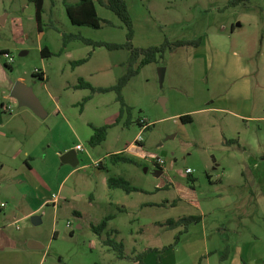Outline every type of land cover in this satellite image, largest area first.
Here are the masks:
<instances>
[{"label":"rangeland","instance_id":"1","mask_svg":"<svg viewBox=\"0 0 264 264\" xmlns=\"http://www.w3.org/2000/svg\"><path fill=\"white\" fill-rule=\"evenodd\" d=\"M125 1L135 47L207 34L229 36L235 27L240 42L256 41L257 50L263 49L264 0ZM96 7L109 21L100 29L73 24L64 0H45L40 27L33 0H0V61L11 79L24 77L34 88L47 115L39 118L43 123L35 136L19 135L25 147L16 158L17 166L0 178V201L9 202L4 222L16 231L40 236L44 258L35 264L41 259L42 264H137L134 258L139 253H145V264H264V122L238 120L230 125L228 115L195 111L187 113L192 122L182 123L178 113L204 104L200 92L206 69L200 51H190L187 63L179 56L172 59L169 51L158 65L143 66L122 91L124 112L115 91L80 88L82 80L94 87L117 84L131 57L127 48L110 50L81 39L65 46L67 34L95 43L128 42L123 21L97 1ZM44 48L51 52L47 58ZM5 52L13 56L12 63ZM90 54L89 61L75 64ZM162 67L168 68L163 84ZM36 69L44 70L46 77ZM171 75L194 79L197 99L190 102L187 95L174 94ZM161 98L167 100L165 105ZM142 121L147 128L144 141L137 143ZM105 125H111L107 139L92 146L93 126ZM78 143L84 146L79 165L63 163L56 152ZM115 154L136 162H115ZM159 158L165 163L159 164ZM26 159L47 191L61 197L57 207L39 208L15 186L28 170ZM188 168L194 172L188 174ZM111 177L124 178L140 190L113 188ZM109 215L114 218L100 236L93 227ZM190 215L202 220L191 223L177 241L184 226L171 228L166 223ZM34 216L40 223H33ZM108 239L123 242L129 258H121L105 243ZM151 248L155 250L149 252Z\"/></svg>","mask_w":264,"mask_h":264},{"label":"crops","instance_id":"2","mask_svg":"<svg viewBox=\"0 0 264 264\" xmlns=\"http://www.w3.org/2000/svg\"><path fill=\"white\" fill-rule=\"evenodd\" d=\"M237 27H242V24L239 23ZM223 30H226V27ZM236 34L237 28L235 27L229 36L207 34L198 46H183L172 51V59L179 56V61L184 63L191 60V57L187 58V55H191L190 51L193 50L194 53L200 51V63L203 64V69L204 67L206 69V82H203L202 85L204 86L202 92H200V95L204 98L203 106L191 111L180 112L176 116L181 118L182 115H188L189 112L201 111L206 113L207 116L214 113L228 115L230 116L227 117L230 125L238 123V120H243L246 123L250 121L264 122V41L263 49L258 51L256 41L240 42ZM236 47L242 48V50ZM46 55H51L48 48ZM48 56L43 55V58ZM89 57L87 61L91 59V54ZM257 57V64H255L254 59ZM151 65H158V63L154 62L145 66ZM162 68L164 69L163 72L161 71ZM162 68L159 72L161 84L164 83L165 75L168 73L167 67ZM42 71L44 73L43 78H45V71ZM17 81L22 82L34 91V88L26 82L24 77L11 79L8 70L0 61V178L4 175L6 169L9 171L12 169L11 167L15 168L17 166L16 158L20 156L25 147V142L21 140L19 135L26 138L35 136L40 131L43 123L39 118L47 116H44L45 108L42 103L43 113L40 115L29 106L22 105L17 98L12 96V90ZM195 84L194 79H176L175 75H171V88L175 91L174 94L178 96L180 94L187 95L190 102L192 99H197L198 94L194 87ZM175 105L176 102L173 106ZM60 108L59 106L58 109ZM77 145L72 148L58 150L56 153L63 156L72 149L76 150ZM83 151H77L78 159ZM25 156L28 159L32 158L28 151L25 152ZM28 159H26L25 164L28 170L20 175V181L15 186L21 190L24 198H32L33 202L38 203L39 208L50 204L57 207L60 204L61 197H54L55 194H50V191H47L46 184L41 182L42 179L39 173L36 172ZM78 165L72 166L76 167ZM99 167H102V165H99ZM224 169L226 170L225 166ZM15 171L18 172V168ZM240 171H242V175L245 174L244 170L241 169ZM227 182L231 183L230 180H227ZM60 187L62 192V184ZM1 188L3 187L0 186ZM64 200L67 199L64 198ZM8 203V201H0V264L38 263L42 254L41 251L44 249L41 238L28 231H16L4 222L9 215ZM124 209L126 210V207ZM75 214L83 216L80 212L75 211ZM29 215L31 213L27 216ZM32 241L37 243L36 247L30 244ZM41 258H44V254ZM42 262L41 259L40 263L42 264Z\"/></svg>","mask_w":264,"mask_h":264},{"label":"trees","instance_id":"3","mask_svg":"<svg viewBox=\"0 0 264 264\" xmlns=\"http://www.w3.org/2000/svg\"><path fill=\"white\" fill-rule=\"evenodd\" d=\"M36 4V15L39 22V25L41 27L42 24V13L44 10V3L45 0H33ZM65 1V6L67 9L68 16L73 24L77 26H88L92 27L94 29H100L103 27L104 23H107L109 21L104 20L101 16H99L97 7H96V1L99 2L101 5L109 8L112 10L125 24V26L128 29V42L125 44H115V43H104V42H93L90 39L83 38L80 35L76 34H67L64 35V41L65 46H67L68 42L74 39H81L85 43L91 44L93 46H105L110 50L115 49H122L127 48L131 51V57L128 63V69L127 72L119 79L117 84L109 86V87H94L90 82L87 81H81V84L79 85L80 88H90L93 93L97 92H110L115 91L118 94L119 101L122 104V112H124V108L127 106L122 91L125 88V86L128 84V82L137 75L141 68L147 64L151 63H157L160 62L166 55L167 52L173 51L179 47L183 46H198L202 38H198L196 40H177L174 42L166 41L160 46H151L148 48H139L135 47L132 43L133 38V20L128 8V5L125 0H78L75 3ZM47 48L42 49V54L44 56L46 55ZM4 54V53H2ZM88 59H83L76 61L75 64L80 65L87 61ZM41 78H43L42 75H40ZM91 96L87 97L86 100H89ZM181 120L183 123H190L192 122V119L189 115L181 116ZM111 128V125H105V126H93L94 134L92 135L90 139V143L92 146L100 145L102 142H104L107 139L109 129ZM229 144V142H227ZM241 148L240 143L238 144ZM112 159L115 162H130L135 163V159L129 156H125L122 154H115L113 155ZM109 185L113 188H122L127 192L132 191H138L137 187H134L131 185V183L124 178H117V177H111L109 179ZM113 215H109L105 218V220L99 225L94 226L93 231L96 232L101 236V234L105 231L108 225V221L113 219ZM202 220V216L200 215H190V216H183L179 219H170L167 221L166 225L171 228H179L181 226H184V230L179 232V235L177 236V241L180 238V235L182 233H185L188 231V227L191 223L194 222H200ZM106 244L111 245L113 249L117 250L119 252V256L121 258H129L126 255L125 252V246L123 242H116L111 239H108L105 241ZM177 243V242H176ZM175 244L171 245V247H174ZM169 247V246H168ZM167 247H164L166 249ZM155 249H149V252L154 251ZM145 253H139L134 258L137 264H145L144 262Z\"/></svg>","mask_w":264,"mask_h":264},{"label":"water","instance_id":"4","mask_svg":"<svg viewBox=\"0 0 264 264\" xmlns=\"http://www.w3.org/2000/svg\"><path fill=\"white\" fill-rule=\"evenodd\" d=\"M161 71L163 72L164 69L162 68ZM12 96L17 98L22 105H27L31 109H33L36 113L42 115L43 107L41 105L40 100L32 90V88L25 86V84H23L20 81H17L13 87ZM160 101L163 105H165L166 99L161 98ZM62 161L66 163H71L72 165H78L79 159H78L77 150L72 149L66 152L62 156ZM39 221H40L39 217L37 216L33 217L34 224H38ZM30 244H32L34 247L37 246V243L35 241H32V243Z\"/></svg>","mask_w":264,"mask_h":264},{"label":"built area","instance_id":"5","mask_svg":"<svg viewBox=\"0 0 264 264\" xmlns=\"http://www.w3.org/2000/svg\"><path fill=\"white\" fill-rule=\"evenodd\" d=\"M3 55L8 59V63H12V62L14 61V58H13V56H12L10 53L5 52ZM35 73H37V74H39V75H42V76H43V74H44L43 71L40 70V69H36V72H35ZM141 124H142V126H143V129H142V131H141V134L137 137V141H136L137 143H142V142L144 141V139H143V137H142V132L144 131V129L147 128V124H145L144 121H142ZM76 150H77V151H82V150H84V146L81 145V144H79V145H77ZM158 163H159V164H164V163H165V160L162 159V158H159V159H158ZM193 172H194V171H193L191 168H188V169H187V173H188V174H192ZM2 205L4 206L5 204L3 203Z\"/></svg>","mask_w":264,"mask_h":264}]
</instances>
